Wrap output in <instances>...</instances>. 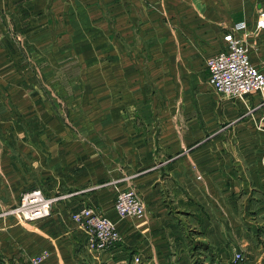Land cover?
Here are the masks:
<instances>
[{
  "label": "crops",
  "instance_id": "0c3cea01",
  "mask_svg": "<svg viewBox=\"0 0 264 264\" xmlns=\"http://www.w3.org/2000/svg\"><path fill=\"white\" fill-rule=\"evenodd\" d=\"M32 3L0 0V59L10 32L42 28L35 15L44 1L40 10ZM261 11L264 0H104L107 111L101 121L87 120L96 129L44 151L42 190L56 198L46 218L5 213L30 186L15 158L33 152L0 150L10 158L0 165V264H31L43 249L49 256L41 264H229L235 252L248 260L264 239V93L219 96L206 82V59L244 21L250 59L264 72ZM160 93L184 98L162 102ZM156 109L167 113L138 115ZM131 184L145 213L119 219L116 192ZM84 206L116 222V247L88 249L70 217Z\"/></svg>",
  "mask_w": 264,
  "mask_h": 264
},
{
  "label": "rangeland",
  "instance_id": "374dc122",
  "mask_svg": "<svg viewBox=\"0 0 264 264\" xmlns=\"http://www.w3.org/2000/svg\"><path fill=\"white\" fill-rule=\"evenodd\" d=\"M32 1L31 6L42 8V0ZM43 1L42 13L35 15L37 22L42 20V28L10 32L9 51L4 46L0 59V150L15 148L33 152L15 158L21 167L18 175L30 184L17 196V203L5 212L18 221L24 220L12 212L19 206L24 192L37 189L47 195L41 183L42 156L48 158L44 151L53 149L55 142L70 139V134L77 136L80 129H96L93 124L87 125V120L101 121L107 111L103 109L101 59L105 52H110V34L103 28L104 0ZM10 86L13 91H8ZM171 95L175 100L184 98V93H160L158 99L165 102L172 99ZM140 111L138 115L144 116L167 113L164 109ZM9 159L0 157V165H6ZM120 190H132L143 202L133 184ZM257 244L248 253V260L242 254V259L233 263L235 252L229 264H264V239Z\"/></svg>",
  "mask_w": 264,
  "mask_h": 264
},
{
  "label": "built area",
  "instance_id": "2783aa9c",
  "mask_svg": "<svg viewBox=\"0 0 264 264\" xmlns=\"http://www.w3.org/2000/svg\"><path fill=\"white\" fill-rule=\"evenodd\" d=\"M258 29L264 28V11L256 20ZM247 24L236 22L231 30L223 36L225 46L219 52L206 59L209 86L221 97L243 99L251 94L264 93V72L254 65L250 59L245 37ZM56 198L47 197L40 190L24 192L17 209L12 212L26 222L48 217ZM114 211L119 219L141 217L145 213L143 202L132 190H119L114 200ZM76 228L86 237V245L93 252L111 250L122 240L116 222L84 206L70 214ZM49 252L43 249L31 258V264H41ZM242 259V253L234 254L233 263ZM135 262H139L136 257Z\"/></svg>",
  "mask_w": 264,
  "mask_h": 264
}]
</instances>
